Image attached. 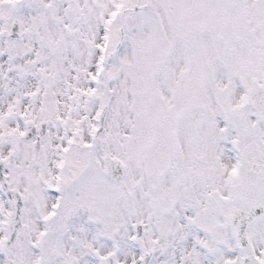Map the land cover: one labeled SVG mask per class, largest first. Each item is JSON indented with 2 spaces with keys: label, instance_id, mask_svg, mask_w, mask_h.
Here are the masks:
<instances>
[{
  "label": "snow or ice",
  "instance_id": "snow-or-ice-1",
  "mask_svg": "<svg viewBox=\"0 0 264 264\" xmlns=\"http://www.w3.org/2000/svg\"><path fill=\"white\" fill-rule=\"evenodd\" d=\"M0 264H264V0H0Z\"/></svg>",
  "mask_w": 264,
  "mask_h": 264
}]
</instances>
